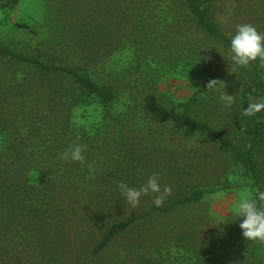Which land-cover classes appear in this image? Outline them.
<instances>
[{
	"label": "trees",
	"instance_id": "trees-1",
	"mask_svg": "<svg viewBox=\"0 0 264 264\" xmlns=\"http://www.w3.org/2000/svg\"><path fill=\"white\" fill-rule=\"evenodd\" d=\"M21 1L10 0L11 7ZM61 1L80 18L74 48L25 54L0 44V264H172L174 247L193 264H264V244L242 236L243 218L219 225L197 217L219 188L185 152L180 168L173 149L197 138L240 169L254 197L264 191V111L241 115L249 102L264 100V68L229 59L236 25L264 33V0H233L222 19V0ZM126 48L137 81L156 68L200 88L218 79L235 103L225 107L217 92L219 108L203 106L201 116L144 92L140 105L117 111L118 87L91 68L101 60L104 69ZM89 100L102 118L79 126L75 111ZM77 144L87 146L84 163L60 158ZM153 174L172 190L163 205L153 203L155 194L141 196L136 208L126 204L118 182L139 189Z\"/></svg>",
	"mask_w": 264,
	"mask_h": 264
},
{
	"label": "rangeland",
	"instance_id": "rangeland-1",
	"mask_svg": "<svg viewBox=\"0 0 264 264\" xmlns=\"http://www.w3.org/2000/svg\"><path fill=\"white\" fill-rule=\"evenodd\" d=\"M232 2L233 0H222L216 15L221 19L227 17ZM68 7H71L70 4L64 5L61 0H22L17 7L12 8L10 0H0V44L25 54H33L37 48L45 50L50 47L56 48L59 53H66L69 48L76 46L74 28L80 20ZM22 24L29 28L20 27ZM99 52V58L103 59V49L97 53ZM133 60V49L126 48L111 57L104 69L103 61H98V67L92 62L95 67L91 70L95 78L102 81L104 77L118 87L120 100L115 106L117 111H125L129 104L133 108L140 105L144 92L156 93L163 104L179 113L188 112L202 116L203 106H208V111L211 112L219 108L216 102L217 92L207 91L206 87L200 88L181 74L156 68L152 71L150 82L137 81V74L132 71ZM204 100L208 103L205 104ZM101 118L102 108L94 100H89V104L75 111V122L79 126L91 127L98 124ZM173 149L177 151L176 158L180 159V168L185 166L187 155L196 164L200 161L203 171L199 170V176H208L207 183L214 180L213 186L219 188L217 193L208 195L195 211L197 217L210 215L219 225L239 222L242 217L236 218L232 211L235 203L245 193L254 197L249 184L242 178L240 169L230 162L225 164L212 146L197 138L188 143L176 141ZM183 152L187 154L186 157ZM226 185L229 187L223 188ZM171 257L172 264H193L190 255L176 247L171 249Z\"/></svg>",
	"mask_w": 264,
	"mask_h": 264
},
{
	"label": "clouds",
	"instance_id": "clouds-1",
	"mask_svg": "<svg viewBox=\"0 0 264 264\" xmlns=\"http://www.w3.org/2000/svg\"><path fill=\"white\" fill-rule=\"evenodd\" d=\"M229 59L235 67L248 68L259 61V66L264 68V33L258 31L250 23L236 25L235 34L230 37ZM226 87L227 85L218 79H210L206 84L207 91L219 92V99L224 106L231 108L235 103L236 96L222 91ZM262 111H264V100L254 101L249 102L241 115L243 117H253ZM86 149V145L70 146L62 153L60 158L64 161L84 163L85 156L83 153ZM117 187L125 203L132 208L139 206L141 196L150 194H155L153 203L160 207L172 191L171 187L167 185L161 189L157 174L149 177L147 182L139 189L129 187L123 181L118 182ZM232 211L236 218H243L239 224L243 238L247 241L264 244V191H258L256 197H252L247 193L241 195Z\"/></svg>",
	"mask_w": 264,
	"mask_h": 264
}]
</instances>
